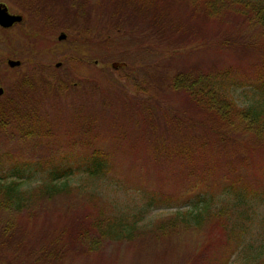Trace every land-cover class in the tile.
Returning <instances> with one entry per match:
<instances>
[{"label": "rangeland", "instance_id": "obj_1", "mask_svg": "<svg viewBox=\"0 0 264 264\" xmlns=\"http://www.w3.org/2000/svg\"><path fill=\"white\" fill-rule=\"evenodd\" d=\"M88 1L86 6L79 5L76 12L59 3L56 6V17L49 25L51 27H46L35 25V21L30 20L18 1L0 0V5L7 6L10 13L21 16V20L15 22V25L7 26L9 29L0 27V86L5 90L0 102L10 94L11 86L23 74L24 78H32L30 82L36 83L38 79L53 82L54 77L70 86L68 90L60 91V101L53 99L54 91H48L47 96L43 98L50 100L44 101H41L40 91L34 94L35 98L40 100V113L48 117L47 125H50L51 130L58 136L54 139L41 138L37 145L25 143L21 146L12 143L5 148L4 143H0V185L15 179L19 181V189L28 190L44 182L51 161L52 164H71L75 167L91 152L97 155L102 153L108 162L107 173L91 176L82 171H75L68 178L57 179L56 184H66L63 186H70L71 191L76 190L82 194L97 195L104 214L117 215L125 222H134L138 229L149 231L159 220L172 217L185 216L192 222L190 213H184L195 208L205 215L214 216L205 221L202 228L176 223L167 225L165 230H170L168 236L153 242L159 249H163V254H156L152 258L148 255L135 257L132 250L127 248L126 241L109 240L89 224H85L86 222L81 225L77 223L75 230L77 229L78 234L94 233L92 236L103 237L104 243L99 249L90 252H72L71 256H67L58 264H199L200 256L216 249L218 253L215 257L203 264H264V138L237 133L239 136H236V141L232 145L228 144L231 147L227 146L223 150L222 147H213L206 143L204 139L212 142L208 134L203 136L201 131L199 134H192L183 130V122L176 119H181L178 114L182 110L187 111L189 115L197 113L187 108V101L183 100V93L180 92L185 85L191 84L184 77V72L189 71L188 66L180 65L176 69L180 70L176 75L181 74L187 80L181 85L176 83L178 89L169 79L162 83L156 82L158 73L155 63L162 56L159 52H164L168 47L158 46L155 50V38L147 41L145 39L148 36L143 37L144 39L133 37L132 31L128 29L135 26H155L157 23L153 21L158 10L168 13L162 21L166 27H176L174 38L170 35L168 38L177 43L178 52L185 54L186 58L191 56L184 64L194 63V66L189 68L196 73L199 63L197 54L202 52V49L198 48L201 47L202 37L196 34L202 36L203 30L200 31L199 22L190 17L185 0H175L176 8L173 0H119L118 9L117 4L114 8L109 3L102 4L99 9V0ZM116 9L121 12V17H118L121 22L126 18L127 28L110 24V20L114 18L111 13H116ZM212 23L210 22V25ZM244 24H247L246 27H252L251 23ZM210 25L205 27L207 33L214 31V28H209ZM140 29L138 27L137 31ZM193 31L196 33H192ZM61 32L66 35L64 40L58 39ZM187 34L192 36L187 37ZM252 34L256 36L255 33ZM34 35L38 37L33 39ZM259 39L263 42L259 35L254 41ZM189 48L193 50L189 52ZM242 48L230 51L227 55L224 52H209L203 60L210 63L221 60L219 63L223 62L224 67L234 65L238 69L235 70L236 73L255 78V72L248 69L247 65H250L249 60H256L255 57L264 54V47L244 44ZM7 58L20 60L22 65L11 68L6 62ZM114 61L125 62V66L115 69L111 67ZM57 62H61L59 67H55ZM259 94L260 92L251 86L231 89V96L240 107H264V98H259ZM150 95H157L163 106L168 107L169 111L164 118L175 125L172 126L173 131H168L163 122L156 125L153 129L155 139L151 140L145 137L142 139V136L138 138V128L141 127L137 121L141 122L142 116L137 112L140 106L135 105L138 97L145 98ZM28 102L29 100H26L23 105L27 106ZM72 107L82 116L78 122L72 117ZM178 109L181 112H177ZM54 116L56 118L52 123ZM79 126L85 127L81 129ZM240 127L234 125L224 131L233 133L234 129ZM87 128L89 132L84 133L83 130ZM161 133L163 136L160 138L164 140L157 144L166 149L171 145L168 153L182 151L181 148L188 153L189 146L199 153L197 158L200 160L195 169V177L203 182L196 191L190 192L194 179L193 182L190 180L188 168L180 161H176L175 167H170L164 160L156 163L153 155L146 149L152 145L151 141L160 139L158 137ZM252 138L259 145L250 143L247 150L234 146L237 141L239 144H245ZM226 145L227 142L224 146ZM49 149L53 151L49 152ZM32 152L38 155L41 161L36 165L46 166L45 170L41 167L31 168L34 167V162H29L19 168L22 170L20 176L12 175L15 170L13 165L22 163L21 161L33 154ZM61 154L63 155L60 157ZM49 155L50 158L54 157L51 158L53 160L48 159ZM163 156L165 157L164 153ZM233 178H238L235 184L231 181ZM229 184L244 187L240 198L242 200L235 196V192L223 191ZM200 192L207 193L196 195ZM23 212L24 210L18 213ZM1 215L0 224H4L1 230L8 231L7 235H13L19 228L18 219L11 229L9 217L4 211ZM218 215H221L222 219L218 218ZM133 217L135 218L132 221ZM43 219L38 220L43 223ZM70 221L71 218H68L61 225V220L55 217L50 223L52 227L65 226L69 229ZM234 223L236 235L228 230ZM39 226H36L35 232ZM22 235L26 237V241L34 236L28 233ZM70 237L73 238V233ZM9 240L8 245H0V264H21L7 252L6 249L10 251L18 246L11 238ZM210 243L213 248L210 251L205 250ZM30 245L27 244L26 247L30 249ZM27 253L24 252L27 261H30L28 264H52L39 262V256H34L33 251L31 254L29 251Z\"/></svg>", "mask_w": 264, "mask_h": 264}, {"label": "trees", "instance_id": "obj_2", "mask_svg": "<svg viewBox=\"0 0 264 264\" xmlns=\"http://www.w3.org/2000/svg\"><path fill=\"white\" fill-rule=\"evenodd\" d=\"M16 1H18L27 12L30 20L37 22H33L35 25H44L46 27H51L49 25L56 17V6L59 3L64 5L67 9H74L76 12L80 7L79 5L82 4L86 6L89 2L88 0ZM112 1L113 0L109 2L106 0H99L98 8L100 9L102 4H112ZM173 2L175 6V0H173ZM185 2L189 8L188 13L190 17L195 19V22H199L198 28L200 31L203 30L201 33L202 36L196 34V36L202 37L201 47H198L202 49V52L197 54L199 63L197 64L196 73L192 71V68H189L193 67L194 63L190 62L187 63V65L184 64L185 60L190 59L191 56L186 58L185 54L178 52V50H176L177 43L169 40L170 37L168 38L169 35L174 38L176 28L172 26L166 27L162 21L165 14L168 13L158 10L155 15L156 20L154 19L153 21V23H157L155 26H145V28H142L143 26H135L128 28L132 31L133 37L145 38L148 36L145 39L147 41H149L148 39L155 38L156 41H153V48L155 50L158 49V46L164 48H166V46L168 47L164 52H159L162 56H160L161 58L157 59L155 63V70L158 73V75H156V82L162 83V81H167L169 79L174 83V86L177 85L176 83L181 85V83L187 80L191 82V84L185 85L184 89H180V92L183 93V100L187 101V108H191V110L197 113L189 115L187 111L182 110L181 112L180 109H178L177 112H181L178 114V117L181 119H176L183 122V130L190 131L192 134H199L201 131V135L203 136H205L204 134H208L212 138V142L210 143L204 139L206 143L213 147H222L223 150L226 149L228 144L232 145L236 141V136H239L238 134H247L249 137L256 136L258 138H264V107H254L252 105L240 107L231 96V89L233 87L251 86L254 90L256 89L260 92L259 98H264V54L260 55L258 58L255 57L256 60H249L250 65H247L248 69L250 68L255 72V78H251V75L240 72L236 73L235 70L238 71V69H236L234 65L232 67H224L222 64L223 62L219 63L221 60H216L213 63H210L208 60H203L204 56L209 52H224L227 55L230 51L241 49L244 44L248 46L264 47V2L258 0H185ZM113 7L115 8V5ZM103 8L101 10H103ZM118 8L117 5V9ZM117 9L115 10L116 13H111L114 18L110 20V24L112 26L127 28L126 25L128 22L125 16L124 22H121L118 18L121 17V12ZM231 17L234 19H231ZM171 18L176 20L174 16H171ZM210 22L213 23L210 25ZM244 23H251L252 27H246L247 24L245 25ZM208 25H210L209 28H214L213 32L207 33L205 31V27ZM176 26L179 25L176 24ZM138 27L141 28L139 31H137ZM217 29L218 31H216ZM252 32L255 33L256 36H253ZM192 33L196 32L193 31ZM258 35L263 39V42L260 39L254 41V39H257ZM186 36L191 37L192 35L187 34ZM36 37H38V35H34L33 39ZM183 42L184 40L182 43ZM153 48L152 50H154ZM187 50L190 52L193 49L189 48ZM262 52H264V48ZM162 57H164V59ZM172 65H175V67L172 68ZM180 65L188 66L187 68L189 71L184 72V77H186L187 80H185L181 74L176 75V73L180 71H176ZM170 68L172 70H170ZM30 79H32L30 76L24 78L23 74L20 79L16 80L11 86L10 94L6 97L3 96L4 101L0 102V143H4L5 148H8L9 144L11 145L12 143L21 146L25 143L37 145L41 138L54 139L58 136L56 132L51 130L50 125H47L48 117L46 118V115L43 116L42 112L40 113V100L36 99L34 94L40 91L42 93L41 101H44L46 99L50 100L49 98H43L47 96L48 91H54L55 96H53V99L60 101V91L68 90L70 86L66 82L54 77L53 82L51 81L52 84L51 82H46L38 78L39 81L37 82L36 80V83H34V81L30 82ZM52 86H54V88ZM176 89H178L177 86ZM136 96L137 95H135V97ZM137 99L138 102L136 101L135 105L137 104V106H140L137 112H139V116L140 114L142 116L141 122L137 121L139 127H141V129L138 128V138L142 136V139L144 137L150 140L155 139L153 137V129L156 125H161L162 122L165 124L168 131L174 130L173 127L175 125L172 124L170 120L164 118L169 111L168 107L163 106V103L157 99V95H150V97L148 96L145 98L138 97ZM26 100H29V102L27 106H24L23 104ZM151 103H153L154 106ZM191 105L193 107H191ZM256 105H258V103H256ZM72 110V117L76 119L74 121L78 122L82 116L75 108L72 107ZM199 112L202 114L201 116ZM155 116L156 119L159 118L156 122ZM55 118L54 116L51 121L52 123H54ZM169 125L171 126L169 127ZM234 125H239L241 127L234 129L233 133H226L224 131L225 128H232ZM79 127L83 129L85 126ZM83 131L84 133L89 132L88 128ZM161 131L163 130L161 129ZM162 136L163 134L161 133V136L158 138ZM161 140L164 139L160 138L157 139V141H151L152 145L146 147V149L153 155L156 163L160 160H164V163H168L167 165H170V167H175L176 161H180L183 166L188 168L190 180L193 182L194 179L190 192L196 191L203 182L202 179L199 181L196 180L195 177L197 176L195 169L200 160L197 158L199 154L197 150H192L189 146L188 153L184 152L183 148H181L182 151H171L168 153L167 151L170 149L171 145H169L167 149L166 147H160L157 142ZM225 142H227L226 146H224ZM237 142L238 143L234 146H240L246 150L250 148V143L252 145H259L256 141H253V138L249 143L239 144V141ZM31 147L34 150L36 149L34 146ZM52 151V149H49V152ZM172 152H174V154H172ZM32 153L33 154L29 157L22 160V163L18 164L19 162H15V164L18 165H13L15 170L12 175L20 176L22 170H19V168H21L23 164L29 162H34V167L31 166V168L38 169L41 167L45 170L46 166L36 165L41 161H39L40 158L38 155H35L34 152ZM62 155L63 154H61L60 157ZM51 158L54 157L52 156ZM51 158L49 155L48 159ZM52 163L53 161L49 163L44 182L28 190L19 189V181L15 179L7 184L0 185V215L2 211L6 213L11 221V229L12 224L16 223V219H18L17 223H19V228L13 235H7L8 231L1 230L4 224H0V245L6 243L8 245L10 242L9 239L11 238L18 246L10 251L8 249L6 250L9 254L13 255L17 261L21 262V264L30 263V261H27L26 254H24V252L27 253V251H29L30 254L31 251H33L34 256H39V262L58 264L67 256H71L70 253L72 252L74 254L76 251L80 250L90 252L93 249H99L104 243V238L126 241L128 243L126 246L132 250L133 256L145 257L143 255H148L152 258L156 254H163V249H159V246L153 242L156 239L168 236L170 230H165L167 225L176 223L192 228H202L205 221H208L210 217L214 216V214L205 215L195 208V210L191 209V212L188 211L184 213H190L189 217H193V220L191 219L192 222L185 216L179 218L172 217L159 220L149 231L146 229H138V227L134 225V222H125L117 215L113 216L111 213V215L104 214L103 209L100 207L101 205L98 203L99 197L97 195L82 194L76 190L71 191L70 186H63L66 184H56L57 179L64 177L68 178L70 175H73L75 171H82L91 176H100L107 173L109 171L108 162L102 153L97 155L91 152L90 155L85 156L75 167L71 164L64 165ZM18 178L20 179L21 177ZM203 179L205 180V176ZM237 179L235 180L233 178L231 181L235 184ZM208 188L210 187L208 186ZM224 189V192H235V196L239 200H242L240 198L244 187L239 188L237 185L229 184L225 186ZM203 193L207 192H200L196 195ZM22 210H24V212L19 214L18 212ZM55 217L61 220V225L63 221L71 218L69 229L65 226L52 227L50 222ZM1 218L2 215L0 216V222ZM39 218H44L43 221H41L43 223H40L38 220ZM134 218L135 217L132 218V221ZM218 218L222 219V216L218 215ZM21 220L22 223L20 224ZM82 222L89 224L92 229L100 232L104 238L101 236L93 237L92 235H94V233H79V235L75 228L77 227V223L81 225ZM37 225L40 226L35 232ZM228 230L236 235V224L234 223ZM23 233L34 236L29 237L26 241V237L22 235ZM72 233L73 238L70 237ZM88 241H90L92 245L89 244ZM27 244H31L29 246L30 249L26 247ZM212 248L213 246L211 247L210 243L205 250L210 251ZM36 250H38L39 254L36 253ZM209 253L210 252L200 256L199 264L210 262V259L214 258L216 253H218V249L211 251V257Z\"/></svg>", "mask_w": 264, "mask_h": 264}, {"label": "water", "instance_id": "obj_3", "mask_svg": "<svg viewBox=\"0 0 264 264\" xmlns=\"http://www.w3.org/2000/svg\"><path fill=\"white\" fill-rule=\"evenodd\" d=\"M21 20V16L19 15H11L7 12V8L4 5H0V25L3 27H7L10 26L12 23L14 22H19ZM66 35L61 32L58 36L59 40H63L65 39ZM20 60H13V59H8L7 60V64L10 67H16L20 65ZM61 65V62H57L55 64L56 67H59ZM125 66V62H118V61H114L111 63V67L117 69L119 67H123ZM3 93V88L0 87V96Z\"/></svg>", "mask_w": 264, "mask_h": 264}, {"label": "flooded vegetation", "instance_id": "obj_4", "mask_svg": "<svg viewBox=\"0 0 264 264\" xmlns=\"http://www.w3.org/2000/svg\"><path fill=\"white\" fill-rule=\"evenodd\" d=\"M6 8H7V6H6ZM7 12H8L9 14L13 15V13H10V12L8 11V8H7ZM16 15H17V14H15V16H16ZM17 24H19V23H17ZM13 25H15V22L11 24V27H12ZM0 27H1V25H0ZM1 28H3V29H9L10 27H3V26H2ZM9 59H10V58H9ZM7 60H8V58L6 59V62H7ZM20 62H21V61H20ZM20 65H22V62L20 63ZM20 65H19V66H20ZM8 66H9V65H8ZM19 66H16V67H19ZM9 67H10V66H9ZM11 68H15V67H11ZM0 87H2V86H0ZM2 88H3V87H2ZM4 93H5V90H4V88H3V93H2V95H3ZM2 95H1V96H2ZM1 96H0V97H1Z\"/></svg>", "mask_w": 264, "mask_h": 264}, {"label": "bare ground", "instance_id": "obj_5", "mask_svg": "<svg viewBox=\"0 0 264 264\" xmlns=\"http://www.w3.org/2000/svg\"><path fill=\"white\" fill-rule=\"evenodd\" d=\"M119 3H120V1L119 0H113V2H112V6H114V5H119ZM3 5V4H2ZM5 6V5H4ZM6 7V6H5ZM64 40V39H63ZM56 67V66H55ZM124 67V66H123ZM119 68H122V67H119Z\"/></svg>", "mask_w": 264, "mask_h": 264}]
</instances>
